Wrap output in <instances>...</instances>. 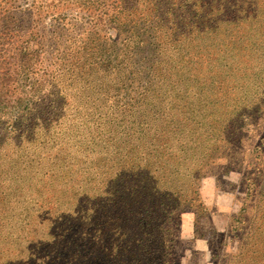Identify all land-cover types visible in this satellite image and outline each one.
Listing matches in <instances>:
<instances>
[{"label":"trees","instance_id":"1","mask_svg":"<svg viewBox=\"0 0 264 264\" xmlns=\"http://www.w3.org/2000/svg\"><path fill=\"white\" fill-rule=\"evenodd\" d=\"M13 1L0 0V121L23 140L0 176V264H179L203 170L247 140L233 120L264 0H79L99 13L54 26V64L45 28ZM248 239L220 264H264V205Z\"/></svg>","mask_w":264,"mask_h":264},{"label":"rangeland","instance_id":"2","mask_svg":"<svg viewBox=\"0 0 264 264\" xmlns=\"http://www.w3.org/2000/svg\"><path fill=\"white\" fill-rule=\"evenodd\" d=\"M18 7V16H24L29 27L45 28L44 34L51 39L50 57L52 63L59 57L55 48L58 43L51 36L54 26L58 23L69 22L75 26L96 17L99 10L92 6H84L79 0H14ZM42 4V9L36 12L32 3ZM223 3H218L221 6ZM22 21V20H21ZM264 29V28H263ZM259 24H254L247 36V43H264V31ZM227 25L221 24L217 33L226 34ZM78 31L67 33V39H72ZM108 30L101 34L107 37ZM213 35V31L211 33ZM246 41V40H244ZM76 46L78 41H72ZM227 66L232 60L228 51L225 53ZM224 54V55H225ZM54 64V63H53ZM243 82L245 109L242 119L233 120L234 125L246 127L242 130L247 134V140L240 144L236 141L232 146L237 154L230 156L226 166L222 164L209 165L203 170L199 182V201L197 206L181 214L179 235L176 241V257L179 264H220L230 262L236 257L239 247L248 243L249 231L254 224V217L264 205V48L252 47L245 52L243 58ZM30 113H36L41 99L31 101ZM47 107V106H46ZM243 120V121H240ZM30 133L34 135L36 124L31 122ZM11 116L0 121V176H7L5 168L13 143L23 140L21 129H12ZM11 149V150H10ZM223 163L222 159L216 160ZM248 206V211L242 222H234L241 216L242 208ZM244 228L248 229L247 236ZM233 233L238 237L231 241ZM246 241V242H245Z\"/></svg>","mask_w":264,"mask_h":264}]
</instances>
